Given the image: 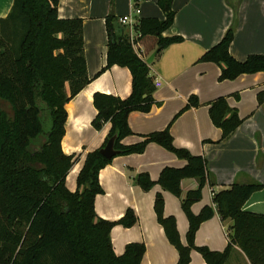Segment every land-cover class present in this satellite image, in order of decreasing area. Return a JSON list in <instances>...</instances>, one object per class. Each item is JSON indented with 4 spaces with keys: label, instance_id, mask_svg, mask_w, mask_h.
<instances>
[{
    "label": "trees",
    "instance_id": "1",
    "mask_svg": "<svg viewBox=\"0 0 264 264\" xmlns=\"http://www.w3.org/2000/svg\"><path fill=\"white\" fill-rule=\"evenodd\" d=\"M60 0H13L7 16L0 17V264H141L146 245L132 242L117 255L111 238L116 224L131 227L138 221L129 208L125 215L111 221L95 211V198L104 190L99 173L112 159L97 149L89 152L81 168L75 191L67 186V176L78 162V155L66 154L62 148L67 110L65 105L90 81L84 51V19L60 18ZM165 18H142L134 25L140 56L128 34H119L115 14L106 17L108 34L107 64H118L132 73V92L127 98L97 92L94 105L97 114L92 121L96 129L111 123L102 145L118 131L115 147L118 155L143 153L149 143H157L186 160L182 167L166 166L158 180L146 172L134 177L144 190L159 184L179 197L188 218V244H183L175 216L164 214V196L157 192L154 209L166 237L176 247V264H190L191 251L198 250L207 264H225L237 246L252 264H264V215L244 211V202L257 190L260 182H235L228 189L214 192L213 205L204 206L198 214L192 204L202 198L208 180L212 185L203 155L193 154L174 144L170 125L164 130L143 136L140 142L125 145L121 141L133 134L128 116L133 111L149 112L159 102L150 65L144 57L141 39L157 38L159 54L181 36L166 37L163 32L175 20L172 0H158ZM139 6V1L135 5ZM235 36L231 26L215 46L201 58L221 67L220 80H233L242 74L264 72V54H251L240 61L230 53ZM264 106V92L258 94ZM200 105L191 95L181 110ZM214 125L222 129L220 141L228 140L242 123L237 108L226 96L209 102ZM194 178L198 187L185 195L182 180ZM216 212L222 222L229 220L228 245L213 251L195 245L200 225Z\"/></svg>",
    "mask_w": 264,
    "mask_h": 264
},
{
    "label": "crops",
    "instance_id": "2",
    "mask_svg": "<svg viewBox=\"0 0 264 264\" xmlns=\"http://www.w3.org/2000/svg\"><path fill=\"white\" fill-rule=\"evenodd\" d=\"M126 1L129 13L133 12L138 23L142 18H165L158 0H137V11H132L135 0ZM12 4L13 0H0V17L7 16ZM109 5L110 0H60L59 3L60 18L84 19V51L90 78L65 105L68 116L62 148L66 154L78 155V162L67 176V186L71 191L78 187L77 177L87 154L102 147L111 128V123L101 129L92 125L97 114L94 94L102 92L127 98L132 92V73L128 67L114 64L101 71L107 64L106 17ZM172 7L176 11L175 20L163 36H181L183 39L165 47L149 64L154 84L161 82L160 86H155L154 92L159 104L149 112L133 111L129 114L128 123L133 134L123 138L121 143L140 142L145 134L164 130L170 125L176 146L203 155L215 184L208 180L202 198L192 204V212L198 214L204 206L213 205L214 192L228 189L235 182L256 181L264 185V106L258 100L259 92H264V72L220 80V65L201 60L231 26L235 28L230 45L234 58L244 61L251 54H264V0H172ZM112 11L110 14L114 13ZM117 23L116 32L120 33L123 24ZM141 44L145 49V59L158 48L157 38L151 35L144 36ZM191 95L198 97L200 105L181 112ZM220 96L227 97L230 106L237 108L243 120L226 141H220L222 129L213 124L209 114V102ZM185 164V159L152 142L143 153L117 155L100 170L99 179L104 192L95 198L97 215L117 221L131 208L138 217L131 227L116 224L112 228L111 238L117 255L124 253L127 244L141 242L146 245L141 264H168L169 256V264L178 262V250L166 240L164 229L157 221L154 202L157 192H162L164 213L176 217L186 245L189 221L180 198L159 184L149 191L142 190L134 182V177L146 172L153 180H158L164 167H182ZM181 185L185 195L198 187V181L186 178ZM242 208L264 215V188L255 191ZM224 237L225 241L214 245L215 239ZM195 239L197 246H208L213 251H223L222 244L228 245V231L217 212L200 225ZM235 249L241 254V262L236 260V264H252L242 249L237 246ZM194 255L192 250L190 264H194ZM202 264H207L205 259Z\"/></svg>",
    "mask_w": 264,
    "mask_h": 264
},
{
    "label": "rangeland",
    "instance_id": "3",
    "mask_svg": "<svg viewBox=\"0 0 264 264\" xmlns=\"http://www.w3.org/2000/svg\"><path fill=\"white\" fill-rule=\"evenodd\" d=\"M116 4H117V11H116ZM109 7H110V11H109V14H110V12H111V10L113 9V12L114 13H112V14H115V21H114V25L117 27V25H118V23L117 22H119V16L118 15H120V16H124V15H127V14H129V12H130V10L128 9V2L126 1V0H117V3H116V0H110V5H109ZM120 33L119 34H121V33H123V34H130V33H133L132 32V30H131V27L130 26H124L123 25V28H121L120 29ZM127 32V33H126ZM126 155H128V154H121L120 156H126ZM141 187V186H140ZM142 188V187H141ZM142 190H144L143 188H142ZM145 191H149V190H145ZM154 211H155V209H154ZM165 212V211H164ZM156 213V212H155ZM165 214V213H164ZM156 217H157V214H156ZM176 218V217H175ZM157 221H158V219H157ZM159 222V221H158ZM224 225H225V227H226V232L228 231L229 232V230H230V228H229V220H226V221H224ZM228 226V227H227ZM178 231H179V229H178ZM186 232H187V229H186ZM185 232V233H186ZM179 234H180V239H181V242L184 244V241L182 240V237H181V233H180V231H179ZM166 240L168 241V243L172 246V248H174L175 249V246L174 245H172V243L168 240V238L166 237ZM185 240L187 241V243H188V239H187V237L185 236ZM223 240L225 241V237L224 238H218V239H215V241H214V245H220V242L222 241L223 242ZM195 245H197L196 244V239H195ZM226 246H227V243L226 244H222V250H224L225 248H226ZM208 247V246H207ZM235 249V248H234ZM163 250V249H162ZM193 252H195V255H194V264H202L203 262H204V257H203V255L201 254V253H199V251L198 250H196V249H193ZM167 260H168V264H169V260H170V256L167 258ZM236 260H238V262H241V254H240V252L238 253V251H237V253H236V249L234 250V252L233 253H231V255H230V257L228 258V260H227V262L225 263V264H236Z\"/></svg>",
    "mask_w": 264,
    "mask_h": 264
},
{
    "label": "built area",
    "instance_id": "4",
    "mask_svg": "<svg viewBox=\"0 0 264 264\" xmlns=\"http://www.w3.org/2000/svg\"><path fill=\"white\" fill-rule=\"evenodd\" d=\"M137 3V0L134 1V4L132 5V11H137V7L135 6ZM119 22L123 25H129L131 27V30L133 33L129 34L130 42L132 43L134 49L137 51V53L142 56V52L138 50V44L136 43L137 34L134 30V25L138 23V19L136 16H134L133 12L129 13L127 15L121 16L119 18ZM161 82L156 81L155 86H160Z\"/></svg>",
    "mask_w": 264,
    "mask_h": 264
},
{
    "label": "water",
    "instance_id": "5",
    "mask_svg": "<svg viewBox=\"0 0 264 264\" xmlns=\"http://www.w3.org/2000/svg\"><path fill=\"white\" fill-rule=\"evenodd\" d=\"M113 12V11H112ZM159 51V47L153 52V54H151V56L149 58L146 59V62L148 64H151L155 58V56L157 55ZM119 137V132L117 131L106 143L105 146L100 148V152L103 156H105L106 158L112 159L115 156L118 155L119 150L116 149L115 144L116 141Z\"/></svg>",
    "mask_w": 264,
    "mask_h": 264
}]
</instances>
